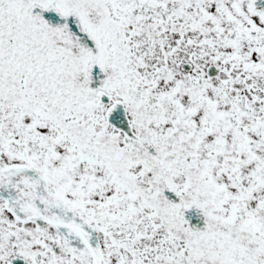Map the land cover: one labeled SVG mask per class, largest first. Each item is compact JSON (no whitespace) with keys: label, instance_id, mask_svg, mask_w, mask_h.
<instances>
[{"label":"snow or ice","instance_id":"obj_1","mask_svg":"<svg viewBox=\"0 0 264 264\" xmlns=\"http://www.w3.org/2000/svg\"><path fill=\"white\" fill-rule=\"evenodd\" d=\"M0 264H264V0H0Z\"/></svg>","mask_w":264,"mask_h":264}]
</instances>
